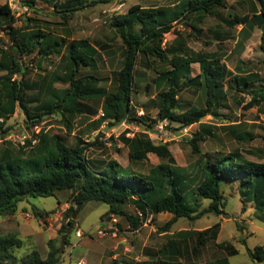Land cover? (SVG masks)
I'll use <instances>...</instances> for the list:
<instances>
[{
  "label": "rangeland",
  "instance_id": "1",
  "mask_svg": "<svg viewBox=\"0 0 264 264\" xmlns=\"http://www.w3.org/2000/svg\"><path fill=\"white\" fill-rule=\"evenodd\" d=\"M0 0V6L9 3L15 21L10 23L18 32H28L41 27L59 37L66 43L74 39H88L95 45L99 54L95 58L96 66L82 65L78 77L96 76L94 82L80 83L79 91L87 92L86 97L70 96L64 105L80 107L84 113H75L57 108L52 113L43 114L38 124L37 118H29L16 101L14 111L5 125L0 128V154L5 148L18 150L27 146L29 141L36 147L41 145L40 134L47 135V141L53 143L56 137L74 146L78 142L88 145L87 157L96 168L104 167L109 161H117L123 168L133 169L143 174L158 164H170L183 174L187 188L193 190L201 177V167L206 160L214 162L217 156L226 153H240L245 158L264 162V98L252 107L247 103L252 99V88H260L262 82L253 80L244 86V76L257 72L264 76V52L261 50L262 30L254 29L250 37H242L238 25L219 30L217 44L211 40L214 35L208 27L214 26L215 18L209 17L201 26L195 28V14L187 13L180 21L173 23L172 29L165 33L163 47L175 52L182 45L189 52H215L219 55L231 73L224 82L222 97L215 111L208 113L200 122L181 127L179 122L160 119L156 96L164 83H159V71L170 68L169 63L153 56L139 54L135 67L133 93V113L142 120L125 121L110 126L108 120H102V102L104 91L114 86L115 73L121 68L125 44L111 25L118 15L127 14L132 5L142 7L173 8L177 0ZM222 15L229 17L233 13H252L250 0H227ZM240 25V24H239ZM11 26L4 22L0 14V59L2 50L15 51V37L10 33ZM140 29L134 23L131 31ZM221 38V39H220ZM243 38V40H242ZM66 48L54 54H40L37 48L29 54L17 53L21 71L13 75L26 91V100L32 114L42 113L43 105L53 103L57 97L53 91L70 86L63 77ZM198 63H193L191 76L199 73ZM6 70H0V76H6ZM163 75V74H162ZM157 78L158 81H155ZM237 81L240 83H237ZM101 91V93H99ZM177 110H188L206 105L207 96L198 82H188L180 91ZM92 112V113H91ZM203 125H209L211 133L204 131ZM127 132L130 134L127 135ZM197 133H204L205 139L198 141L202 153L193 150L191 140ZM123 136L131 139L150 137L155 143H167L172 159L161 157L154 152L141 160L130 158V145L123 142ZM29 152V148L24 150ZM242 178H223L224 209L226 213L205 212L194 217L181 216L171 226L169 232L162 227L173 217L171 212H153L134 227L125 213L109 211V205L103 201H90L75 213L74 224L68 230L69 243L65 246L59 264H110L116 259L120 264H264L254 259L248 247L264 245V214L256 210L255 202L247 200L241 192ZM76 189L58 190L53 196L28 197L19 202L18 211L12 215H0V233L15 232L22 239L21 246L12 248L15 255L21 257L33 249H38L42 257L49 251L48 240L54 238L63 244V235L59 229L63 222H69L65 213L71 205H76ZM211 199L200 198V211L207 207ZM34 207L38 212H34ZM124 211L139 214L136 203L129 201ZM142 212V211H141ZM140 215V214H139ZM117 219L114 222L113 219ZM104 221H113L116 234L110 232L98 236L97 230ZM81 228L85 236L79 238L76 230ZM185 229L205 230L206 241L195 250L198 234L183 240L180 254L163 253L171 239Z\"/></svg>",
  "mask_w": 264,
  "mask_h": 264
},
{
  "label": "trees",
  "instance_id": "2",
  "mask_svg": "<svg viewBox=\"0 0 264 264\" xmlns=\"http://www.w3.org/2000/svg\"><path fill=\"white\" fill-rule=\"evenodd\" d=\"M109 0H93L107 2ZM173 8L142 7L132 5L127 14L118 15L111 25L119 33L126 46L121 68L115 73L114 86L109 91H104L102 120H108L110 126H116L124 121L141 118L133 113V93L135 83V67L138 55L153 56L162 62L169 63L170 68L159 71L160 81L164 83L156 96L159 108V118L180 123L186 127L200 122L208 113L215 111L217 102L222 97L224 82L232 72L228 65L222 61L215 52L201 51L189 52L180 46L177 52L163 47L165 33L169 32L173 23L180 21L187 13L195 14V28L201 32L199 26L204 16L213 13L217 7H227L226 0H178ZM259 4H256L257 2ZM33 3V0L31 1ZM253 4L252 13H233L227 19L230 26L238 23L246 25L250 18L259 21L262 29L261 50L264 52V0H250ZM0 14L4 22L11 26L10 33L16 40L15 51L2 50L0 70H6V76H0V128L5 125L15 108L16 101L25 110L27 116L35 119L33 124H38L46 113H52L57 108H64L75 113H84L78 107H68L65 102L70 96L86 97L87 92H80L82 81L94 82L96 76L78 77L82 65L96 66L95 58L99 54L98 48L88 39H74L66 43L64 37H59L41 27L28 32H18L10 23L15 21V16L9 3L0 6ZM134 23L140 25L137 32L131 31ZM243 30V28H242ZM66 48L63 57L66 59L63 77L70 82V86L53 91L57 99L50 104L43 105L42 113L32 114L26 100V91L13 75L21 71L22 67L17 59V53L29 54L37 48L40 54H54ZM200 63V72L191 76L192 62ZM163 74V75H162ZM253 80H260V88H252V99L247 107L259 104L264 98V76L257 72H249L244 76L243 85H250ZM188 82H198L205 90L206 105L188 110H177L178 96ZM237 83H240V81ZM101 93V91L99 92ZM92 113V112H91ZM206 133H211L209 125H203ZM207 135V134H206ZM204 133H197L191 140L193 150L202 153L198 141L205 139ZM39 140L41 145L36 147L32 141L27 146L18 150L5 148L0 154V215H12L18 211L19 202L28 197L53 196L58 190L76 189L74 195L75 206L71 205L65 213V218L59 232L63 235V244L59 245L54 238L48 240L49 251L42 257L38 249L18 257L12 248L21 246L23 241L15 232L0 233V264H59L65 246L69 243L68 230L74 224V216L90 201H103L109 205V211L125 213L134 227L142 223L143 218L153 212H171L173 217L162 227L163 232H169L171 226L181 216L194 217L195 214L214 212L226 213L224 209L223 178H242L241 192L255 202L256 210L264 214V162H255L245 158L240 153H226L217 156L214 162L206 160L201 167V177L193 190L187 184L177 168L170 164H158L152 167L147 174L133 169L123 168L117 161L111 160L104 167L96 168L87 157L88 145L78 142L74 146L67 144L56 137L53 143L47 141V135L42 133ZM123 142L130 145V158L141 160L154 152L161 157L172 159V153L167 143H155L150 137L131 139L123 136ZM29 148V152L24 150ZM200 198L211 199L209 205L198 211L201 206ZM129 201L136 203L142 215H133L124 211V205ZM34 212H38L36 207ZM205 230L185 229L178 236L171 239L161 251L175 255L181 253L183 240L188 236L198 234L197 245L205 243ZM249 254L259 261L264 260V245L255 248L248 247ZM110 264H120L116 259ZM165 264H169L168 262Z\"/></svg>",
  "mask_w": 264,
  "mask_h": 264
},
{
  "label": "crops",
  "instance_id": "3",
  "mask_svg": "<svg viewBox=\"0 0 264 264\" xmlns=\"http://www.w3.org/2000/svg\"><path fill=\"white\" fill-rule=\"evenodd\" d=\"M178 0H177V2L176 3H174V6L176 5V4H178ZM226 2H227V0H226ZM257 2V1H256ZM228 4V3H227ZM257 5H258V9H259V4H258V2L256 3ZM252 7H253V4L251 3V9H252ZM222 8H225V7H222V6H220V7H217L215 10H214V12L213 13H210V14H207V15H205L204 16V19L202 20V22H200V24H199V26H200V28H201V31H203V27L201 26L209 17H213V18H215V20L216 21H214L213 22V24H214V26H210V27H208V29H209V31L211 32V33H213V35H214V37L211 39V40H216L215 42H217V44L220 42V40L218 39V37H219V30H222L223 29V26L224 25H227L228 26V28H233V27H235L236 25H238V28L240 29L239 31H241L242 32V37H250V35L252 34V32H253V30L254 29H257V28H259V29H261V27H260V25H259V21L258 20H256V19H254V18H250V20L248 21V23L246 24V25H244V23H238V24H236V25H234V26H230V25H228V23H227V19H229V18H231V16H229V17H224L223 15H222ZM248 12H250V10L248 11ZM247 12V13H248ZM195 20H196V18H195ZM240 24V25H239ZM242 28H243V30H242ZM224 30V29H223ZM262 30V29H261ZM221 39V38H220ZM242 40H243V38H242ZM193 63H198V68H199V72H200V70H201V68H200V63L198 62V61H196V62H192V64H191V69L193 70ZM196 74H198V73H196ZM195 74V75H196ZM158 213H160V212H158ZM47 256V255H46Z\"/></svg>",
  "mask_w": 264,
  "mask_h": 264
},
{
  "label": "built area",
  "instance_id": "4",
  "mask_svg": "<svg viewBox=\"0 0 264 264\" xmlns=\"http://www.w3.org/2000/svg\"><path fill=\"white\" fill-rule=\"evenodd\" d=\"M102 115H104L103 111L101 113ZM125 123V121L123 122ZM130 133L127 132V135H129ZM140 215H142V212H139ZM114 222L117 221V219H113ZM113 221H104L103 225L97 230V235L98 236H105L107 234H109L110 232H112L113 234H116L117 230H116V226L115 223ZM76 235L79 238H83L85 236L84 231L81 228H78L76 230ZM77 264H82L81 262H78Z\"/></svg>",
  "mask_w": 264,
  "mask_h": 264
}]
</instances>
